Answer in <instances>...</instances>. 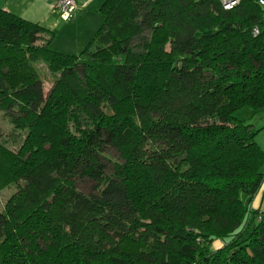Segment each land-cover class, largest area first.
Segmentation results:
<instances>
[{"label":"trees","instance_id":"16d2710c","mask_svg":"<svg viewBox=\"0 0 264 264\" xmlns=\"http://www.w3.org/2000/svg\"><path fill=\"white\" fill-rule=\"evenodd\" d=\"M98 12L76 54L0 9V188L14 185L0 264H264L252 208L264 150L234 114L264 106V9L104 0Z\"/></svg>","mask_w":264,"mask_h":264},{"label":"crops","instance_id":"0c3cea01","mask_svg":"<svg viewBox=\"0 0 264 264\" xmlns=\"http://www.w3.org/2000/svg\"><path fill=\"white\" fill-rule=\"evenodd\" d=\"M103 1L75 0L76 9L73 18L68 22L60 17L57 0H0V9L15 12L26 19L40 23L53 31L55 36L60 37L63 41H67L68 37L69 40H72L71 45L78 49L82 43H85V38L80 37L77 30L86 25V31H90L98 25L102 20L98 9ZM252 113L254 120H250L252 122L251 127L259 128L255 139L260 148L264 150V111L256 110ZM252 208L264 211V184L254 196Z\"/></svg>","mask_w":264,"mask_h":264},{"label":"rangeland","instance_id":"374dc122","mask_svg":"<svg viewBox=\"0 0 264 264\" xmlns=\"http://www.w3.org/2000/svg\"><path fill=\"white\" fill-rule=\"evenodd\" d=\"M101 19H102V17H101ZM64 21L68 22L69 20H64ZM101 21L98 23V25L95 28H93V30L86 31V29H87L86 25H85V27L81 26L79 28V30H77L80 37L85 38L84 39L85 43H82V46H80L78 49L71 45L72 40H69L68 37H67V41L66 40L63 41L60 37L55 36L56 35L55 33H54V38L50 44L51 48L58 50V51L66 52V53H76V54L80 53L82 51V49L85 47V45L88 43L89 39L92 37V35L96 31V29L99 27ZM74 30H76V29H74ZM48 88H50V83L46 82L45 83V89L48 90ZM256 110L257 111L258 110L264 111V106H262L258 109H252L250 107L244 106V107L237 109L234 114L236 117L238 115V118L240 117V119L243 120L245 123L251 124L252 122L250 120L251 119L254 120V117H253L254 115L252 112H254ZM0 127H1V131H3V132H7L10 129V124H9L8 120L2 116L1 112H0ZM105 159H106V163H107V168H110L111 161H113L114 159H118L116 151L112 148H109L107 150V156ZM76 184H77L78 188L84 193L93 192V190H92L93 183L90 180L77 181ZM13 189H14V185H12V184L7 185L3 188H0V209L3 207V204L6 200V198L9 196L10 192ZM217 243H219V242H217ZM128 248L133 249L132 247H128Z\"/></svg>","mask_w":264,"mask_h":264},{"label":"built area","instance_id":"2783aa9c","mask_svg":"<svg viewBox=\"0 0 264 264\" xmlns=\"http://www.w3.org/2000/svg\"><path fill=\"white\" fill-rule=\"evenodd\" d=\"M259 5L264 9V0H257ZM220 5L224 9H232L237 4H239L240 0H219ZM57 8L59 11V15L64 20H69L72 18L73 13L76 9L75 0H57ZM258 34V28L255 26L252 29V35L256 36Z\"/></svg>","mask_w":264,"mask_h":264}]
</instances>
